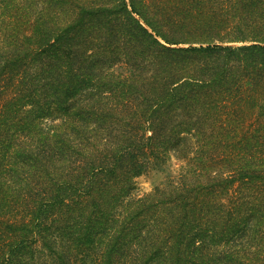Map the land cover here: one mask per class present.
I'll list each match as a JSON object with an SVG mask.
<instances>
[{
    "label": "trees",
    "instance_id": "16d2710c",
    "mask_svg": "<svg viewBox=\"0 0 264 264\" xmlns=\"http://www.w3.org/2000/svg\"><path fill=\"white\" fill-rule=\"evenodd\" d=\"M0 264H264V0H0Z\"/></svg>",
    "mask_w": 264,
    "mask_h": 264
},
{
    "label": "rangeland",
    "instance_id": "374dc122",
    "mask_svg": "<svg viewBox=\"0 0 264 264\" xmlns=\"http://www.w3.org/2000/svg\"><path fill=\"white\" fill-rule=\"evenodd\" d=\"M120 68L116 67L117 70H120ZM178 167L177 161L172 159L162 165L150 168L147 172L136 178L138 192L141 194L149 192L154 186L165 182L168 178L175 177Z\"/></svg>",
    "mask_w": 264,
    "mask_h": 264
}]
</instances>
